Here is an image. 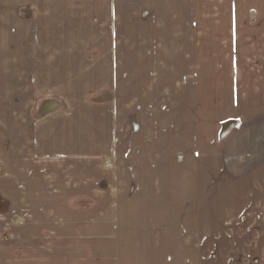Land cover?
Masks as SVG:
<instances>
[{"label":"crops","instance_id":"obj_1","mask_svg":"<svg viewBox=\"0 0 264 264\" xmlns=\"http://www.w3.org/2000/svg\"><path fill=\"white\" fill-rule=\"evenodd\" d=\"M0 162V264H264V0H0Z\"/></svg>","mask_w":264,"mask_h":264},{"label":"rangeland","instance_id":"obj_2","mask_svg":"<svg viewBox=\"0 0 264 264\" xmlns=\"http://www.w3.org/2000/svg\"><path fill=\"white\" fill-rule=\"evenodd\" d=\"M12 174L8 171L7 169V163L6 162H0V192H3L4 194L7 195H11L12 197H15L17 200H19L18 205L14 206V209L17 208L19 210H16L18 212H22L21 209L25 208V207H30L31 204L26 203L27 200L26 198H23V190L20 189H16L13 188L12 186ZM133 194V190H129L128 196H131ZM3 197V196H2ZM2 197L0 196V213H10L13 212L14 209L12 208L11 210V205H8V203L2 199ZM66 200L63 199L62 204L60 205H55V204H50L49 206H47L45 209H40L39 206H32V208L35 210L36 213H41L40 211H44L45 212H58V213H65V212H73L74 211H88V208H92L93 206H87V205H76L74 206L73 210L70 208L71 206L67 205ZM78 209V210H77ZM90 211H94V212H112V213H118L121 211V204L118 203L117 199H113L111 204L109 206L104 205L103 201H101L99 204H96L95 207L93 208V210ZM13 223L16 224H21L22 222L19 219H16L13 221ZM7 224V222H6ZM4 239H0V241H2ZM2 245V247H0V250L3 251L0 254H4L6 256H8L7 254L9 253L10 255L16 254V250H18V248L15 250L13 249L11 252H9V250L7 249V246H5L6 248H3V244L6 243H0ZM77 251L79 248L75 247ZM22 249V248H21ZM43 249V248H42ZM6 250V253H5ZM37 250H40L39 248H37ZM22 251V250H21ZM73 252V250L70 248V246H66L62 252V254H57L55 252L52 251H47V252H42L39 254V252H33L35 255L39 256V257H46L47 260L49 261H58V260H63L65 262H67L70 258V254ZM23 255V252L20 253ZM76 256H78L79 258H84L85 257V253H83L82 251H79L78 253H76ZM6 257L4 256L3 259H5Z\"/></svg>","mask_w":264,"mask_h":264}]
</instances>
